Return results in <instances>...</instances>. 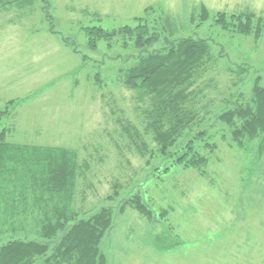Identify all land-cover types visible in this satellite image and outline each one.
Instances as JSON below:
<instances>
[{
  "label": "rangeland",
  "instance_id": "rangeland-1",
  "mask_svg": "<svg viewBox=\"0 0 264 264\" xmlns=\"http://www.w3.org/2000/svg\"><path fill=\"white\" fill-rule=\"evenodd\" d=\"M49 3L0 6V108L21 102L1 130L10 143L77 153L82 169L73 199L80 218L115 211L101 243L106 264H264V155L250 161L251 152L217 122L208 135L217 147L206 166L155 176L160 161L148 163L159 149L152 108L126 84L140 51L122 35L92 49L86 31H119L143 18L165 29L167 19L173 40L209 39L214 60L192 90L213 116L240 93L249 101L257 78L264 85V0ZM202 5L212 18L198 27ZM222 11L253 15L252 30L225 29L215 17ZM157 31L149 50L164 47L167 33ZM156 242L175 248L159 250Z\"/></svg>",
  "mask_w": 264,
  "mask_h": 264
},
{
  "label": "trees",
  "instance_id": "trees-1",
  "mask_svg": "<svg viewBox=\"0 0 264 264\" xmlns=\"http://www.w3.org/2000/svg\"><path fill=\"white\" fill-rule=\"evenodd\" d=\"M36 1L40 0H0V6L18 8ZM42 1L48 9L49 0ZM199 15L198 27L212 18L205 5ZM215 17L225 29L227 25L233 26L241 34L253 27V15L249 13L230 16L222 11ZM147 20L140 19L136 26H125L119 31L101 26L87 27L86 31L92 49L100 42L110 44L117 35H122L140 51L135 64L126 71V84L142 103L147 102L152 108L149 115L159 149L148 163L160 161L152 170L154 175L169 174L175 167L206 166L217 147L208 138L210 128L217 122L229 128L234 142L251 152L250 161H261L264 155L261 80L257 78L254 82L249 101L240 93L236 100H226V110L211 116L199 100L201 94L192 90L202 70L214 60L209 39L191 35L173 40L169 20L166 19L165 29L157 25L151 28ZM159 29L167 33L164 47L149 50L158 40ZM246 70L239 68L240 72ZM15 105L20 106L21 102L11 101L0 108V264H106L101 243L112 227L115 211L107 207L88 218H80L73 199L82 169L79 156L61 147L10 143L6 130L1 128L17 108ZM164 246L156 242L159 250L175 248L173 244Z\"/></svg>",
  "mask_w": 264,
  "mask_h": 264
}]
</instances>
